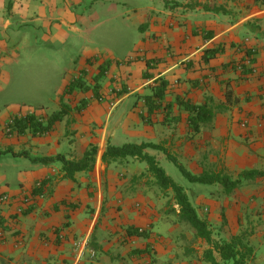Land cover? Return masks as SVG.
Instances as JSON below:
<instances>
[{
    "label": "crops",
    "instance_id": "0c3cea01",
    "mask_svg": "<svg viewBox=\"0 0 264 264\" xmlns=\"http://www.w3.org/2000/svg\"><path fill=\"white\" fill-rule=\"evenodd\" d=\"M119 19L140 39L136 56L120 62L108 47L90 55L84 47L55 100L25 96L21 83L11 94L9 66L24 51L64 57L66 46L91 44L103 22ZM242 66L251 73L242 74ZM77 80L84 90L70 91ZM161 82L164 96L150 111L145 99ZM187 104L213 111L198 133ZM64 108L44 136L6 133L17 117L47 122ZM127 144L160 145L194 175L237 180L264 171V0H0V157L25 161L0 165V197L10 198L0 203V264H208L209 246L181 225L173 193L157 186L145 163L103 162L109 145ZM92 147L94 168L74 180L49 161H78ZM146 153L160 166L167 159L161 151ZM213 187L198 202L209 225L223 227H209L213 239L247 235L253 264H264V178L231 194ZM80 238L89 239L82 260L74 249Z\"/></svg>",
    "mask_w": 264,
    "mask_h": 264
},
{
    "label": "trees",
    "instance_id": "16d2710c",
    "mask_svg": "<svg viewBox=\"0 0 264 264\" xmlns=\"http://www.w3.org/2000/svg\"><path fill=\"white\" fill-rule=\"evenodd\" d=\"M216 53V52H215ZM214 56V53L211 55ZM242 74L251 73V69L242 66ZM84 83L81 80L73 82L69 90L83 89ZM167 84L161 82L152 88V95L145 99L146 105L150 111L158 107L159 101L162 100ZM228 101L231 100L229 92L227 93ZM186 108L191 113L190 127L195 133H198L202 126L209 122L213 117V111L208 106H191L186 105ZM67 113L64 108L59 113L54 114L44 124L37 121L35 116L22 118L15 123V129L19 134H24L26 131L32 133L48 132L53 124L60 121ZM161 151L167 155V159L173 162L182 175L190 182L202 185L218 184L223 187L226 194L233 193L242 183L246 181L264 178V171L252 170L243 172L237 180H232L229 176L220 174H202L194 175L189 172L183 165L178 163L177 159L168 155L166 150L155 144H127L121 147L108 146L102 160L104 163H109L117 160H125L128 158L136 159L148 166V172L155 179L157 186L163 191H171L175 205L179 208V218L186 222L196 233V236L204 240L209 248L204 252V261L208 264H253L255 250L250 245L247 235H240L231 238L229 241H215L213 233L209 229V224L202 220L196 209L190 202L188 195L183 187L176 184L159 165L156 158L146 153V150ZM97 156V149L92 147L86 152L83 159L66 160L64 157L57 156L49 161H56L62 164V170L65 173V178L74 180L77 173L89 172L94 168Z\"/></svg>",
    "mask_w": 264,
    "mask_h": 264
},
{
    "label": "rangeland",
    "instance_id": "374dc122",
    "mask_svg": "<svg viewBox=\"0 0 264 264\" xmlns=\"http://www.w3.org/2000/svg\"><path fill=\"white\" fill-rule=\"evenodd\" d=\"M126 18L128 17L126 16ZM121 22L122 20L120 19L116 22H112V26L111 23L103 22V24H101L100 27L96 29L93 35L89 38L91 44L88 43L86 45L84 42H80L79 40L80 45L78 49L74 50L72 46H66V48H64V57H61V55L54 57L50 50L36 49L24 51L21 54L18 63H11L9 66L12 74L10 85V88H12L11 94L14 92L13 89H16L17 87L15 85L17 83H21L25 89L23 95L41 100L44 99L47 94H49L55 100V93L58 88H60L65 83V81H67L68 77L73 75L75 71L72 60L79 59L83 56L82 52L80 51L84 47L87 49V55L96 54V51L102 53V51H104V47H108L114 51V59L120 62L127 61L131 57L136 56V49L139 48L140 39H136L137 33L135 30L123 28ZM20 74H23L22 78L18 77ZM36 74L39 77H37ZM47 74L50 76L49 80L46 78ZM42 86L45 87L42 88ZM46 87L49 88V91ZM37 88H39V90ZM34 106L35 105H33V107ZM4 163L14 165L23 164L25 161H17L12 156L3 158L0 157V165H3ZM161 167L176 184L184 188L191 204L196 209L198 216L209 224L211 221L207 220L209 218L208 215L202 213L198 202L199 200L202 202L204 198H208L207 195H209V193H211L214 189L213 185L190 183L182 175L178 167L168 159L161 160ZM12 187L14 190L18 188L15 185H12ZM2 189L3 191L8 190L6 186H2ZM217 192L219 193L220 191L217 190ZM196 196H200V199L195 198ZM223 221V223H226L224 220V214ZM179 222L182 223L181 225H183L184 228L193 230L186 222L181 221L180 218ZM210 225L209 227H214L215 231H221L223 229V227L219 228V225Z\"/></svg>",
    "mask_w": 264,
    "mask_h": 264
},
{
    "label": "built area",
    "instance_id": "2783aa9c",
    "mask_svg": "<svg viewBox=\"0 0 264 264\" xmlns=\"http://www.w3.org/2000/svg\"><path fill=\"white\" fill-rule=\"evenodd\" d=\"M247 65H251V57L248 60ZM111 105L113 107L115 104L113 103ZM31 116H33V115L20 116V117H17L15 119L11 120L8 123V125L6 126V128H5L6 133L8 135H12L14 132L18 133L16 131V129H15V123H16V121H18V120H20L22 118L31 117ZM35 117H36V119H37V121L39 123H41V124L46 123L45 117H37V116H35ZM45 134H46V132H43V133L38 132V133H36V135H38V136H44ZM9 199H10L9 196H7V195L1 196L0 197V203L1 204L2 203H6ZM23 202H24L25 205H27L30 202V199L29 198H24ZM23 212H24L23 208H19L17 210V214H23ZM143 232L144 231L142 229L139 230V233H143ZM74 249L76 251V256H77L78 260H82L86 256V254L90 252L89 251V239L88 238H80V239L75 240V242H74Z\"/></svg>",
    "mask_w": 264,
    "mask_h": 264
}]
</instances>
